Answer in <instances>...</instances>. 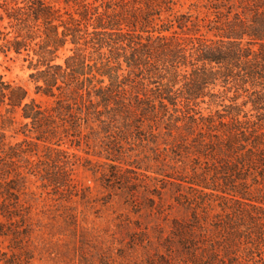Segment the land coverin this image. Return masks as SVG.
<instances>
[{
    "label": "trees",
    "instance_id": "16d2710c",
    "mask_svg": "<svg viewBox=\"0 0 264 264\" xmlns=\"http://www.w3.org/2000/svg\"><path fill=\"white\" fill-rule=\"evenodd\" d=\"M191 6L196 14L182 12L181 0H0V54L29 61L37 93L52 99L46 107L30 100L0 74V154L13 159L2 150L18 114V147L67 140L112 162L136 147L172 171L191 162V179L167 177L204 196L228 195V216L209 222L186 197L179 203L191 219L154 226L152 238L131 234L129 245L157 246L144 264H264V0ZM203 105L224 113L206 115ZM12 185L0 179V215L9 220L28 211Z\"/></svg>",
    "mask_w": 264,
    "mask_h": 264
},
{
    "label": "rangeland",
    "instance_id": "374dc122",
    "mask_svg": "<svg viewBox=\"0 0 264 264\" xmlns=\"http://www.w3.org/2000/svg\"><path fill=\"white\" fill-rule=\"evenodd\" d=\"M181 4L182 12L196 14L191 5L203 6L206 0H181ZM60 6L64 11L71 10L64 2ZM201 34L212 38L206 30ZM29 65L23 56L0 54V74L4 79L24 86L30 100L49 106L52 99L37 93ZM233 95L230 92L227 98ZM245 99L241 97L239 104ZM222 104L229 105V99ZM203 108L206 115L210 110L224 113L222 106ZM15 117L18 123L7 129L2 150L13 154V159L8 162L10 159L0 154V165L5 166L0 179L15 182L13 192L28 211H21L22 219L9 220L0 215V226H4L5 232H19L15 236L7 232L9 235H0V260L12 264H144L159 249L156 245L147 249L130 246L131 234L149 232L152 238L154 226L167 231L172 220L191 219L192 210L179 203L186 197H194L200 203L198 213L207 216L209 222L217 216H228V195L206 190L213 195L204 196L190 189L188 183L167 177L191 179V162L186 171L181 164L172 171L155 161L154 155L145 158V151L137 147V151L118 156L112 162L104 153L98 154V147L76 148L67 140L61 147L47 149L43 143L28 138L27 146L18 147L25 136L19 115ZM30 142L34 143L29 146L31 153L23 155L21 150L27 149ZM146 152L151 151L147 148ZM201 162L205 160L201 158ZM45 178L62 182L60 188Z\"/></svg>",
    "mask_w": 264,
    "mask_h": 264
}]
</instances>
